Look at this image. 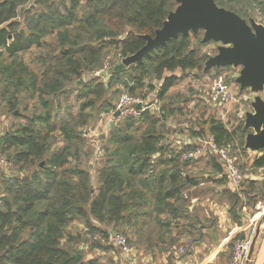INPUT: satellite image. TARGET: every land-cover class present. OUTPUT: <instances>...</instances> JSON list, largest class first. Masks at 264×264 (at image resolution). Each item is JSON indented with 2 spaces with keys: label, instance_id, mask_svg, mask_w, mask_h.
<instances>
[{
  "label": "trees",
  "instance_id": "obj_1",
  "mask_svg": "<svg viewBox=\"0 0 264 264\" xmlns=\"http://www.w3.org/2000/svg\"><path fill=\"white\" fill-rule=\"evenodd\" d=\"M25 1L0 0L3 94H9L7 102L10 103L20 89L31 91L33 95L37 93V100L46 113L32 116L20 128L0 137L1 151L15 150L14 165L20 164V169L32 164L39 167L29 175L2 182L0 264H104L98 258L83 261L78 253L64 248V231L75 220H82L90 232L98 230L91 219L98 223L124 222L129 227H136L134 232L126 230L128 239L129 236L133 239L134 235L137 237L138 226L153 224L164 236L171 224H176L175 220L180 218L182 210L186 211V206L180 208L174 202L180 201L183 189L198 185V181L181 174L187 162L180 163V152L169 151L170 144H162L163 135L157 123L164 110L169 115L180 109L161 106L159 117H155L147 107L136 118L126 117L121 124L124 128L115 130L104 148L107 160L94 174L90 168L77 164V152L71 153L76 137L71 121L59 119L58 125L53 126L52 116L47 112L50 106L44 95L64 93L67 83L79 78L90 65L98 64L105 47L113 46L121 57L135 53L145 43L139 35H153L176 3L174 0H67L68 4L61 2L52 6L50 0H34L40 9L21 13ZM257 1L215 0L218 6L238 15L233 7L245 3L251 8ZM44 9H48L47 12ZM77 9L81 11L79 15ZM22 14L29 24L25 29H18L20 22L17 19ZM54 31L57 52L51 54V59L55 60L49 64L44 61L38 77L18 55L37 46L43 36ZM201 33L190 32L188 36L180 34L170 39L165 46L125 70L113 71L107 85L98 83L94 88L88 85L87 94L101 97L106 86L114 82L123 86L128 94L141 99L155 90V99L161 102L187 71L200 70L204 59L199 49L205 44L199 38ZM143 88L147 89L145 93ZM145 105L149 106V103ZM94 106L95 100H87L79 109L83 111ZM109 107L107 101L101 112ZM84 121L79 123L83 125ZM37 123L46 126L45 133L35 126ZM207 125L208 134L218 147H232L235 132L213 118ZM55 130L62 138V147L49 153L47 141ZM239 149L246 151L242 142ZM206 156L220 179L229 183L230 178L218 157ZM251 166L264 168V152L253 158ZM247 185L251 195L256 197L250 198L252 202L259 201L257 196H262L260 200L264 202V183L257 192H254L255 182L249 180L246 184L241 180L236 187L229 186L228 190L238 187V191L229 190V214L238 225L242 221V208L246 206L242 199L252 197L246 191ZM25 232H28L27 236ZM169 244L167 246L171 248Z\"/></svg>",
  "mask_w": 264,
  "mask_h": 264
},
{
  "label": "rangeland",
  "instance_id": "obj_2",
  "mask_svg": "<svg viewBox=\"0 0 264 264\" xmlns=\"http://www.w3.org/2000/svg\"><path fill=\"white\" fill-rule=\"evenodd\" d=\"M245 2V0H241ZM52 6L59 5L61 2L68 4L67 0H50ZM33 6V7H32ZM176 6V5H175ZM174 6V8H175ZM62 7V6H61ZM60 7V8H61ZM40 7L35 4L34 0H26L21 6L20 10L23 13L25 10L32 11ZM235 11L241 15L242 18L248 20L253 18L254 20L260 18L264 20V0H258L253 4V7L249 8L245 3L238 4L233 7ZM48 9H44L47 12ZM79 10V9H77ZM81 13H77L78 15ZM32 14V12H30ZM23 14L17 20L20 22L18 29H25L27 24L26 20H23ZM202 38V33L199 36ZM55 31L41 38V41L37 46H32L27 51H24L18 55L25 65L30 70L35 72L38 77L43 69V63L49 64L54 62L55 59H51V54H55ZM217 43L208 42L200 47V56L204 59L199 71H187L181 80H179L169 91L164 100L161 102L156 100V91H151L146 94V98L141 99L140 96H134L137 99L142 100L145 104L149 103V109L152 110L155 117H159L160 107L165 108H178L180 111L167 115L164 113L157 123V128L162 131L163 142L170 144L168 150H175L180 152L179 162H187L182 168L181 174L187 175L190 178H194L198 182L201 181L206 184H199V189L208 188L212 191L223 193L224 198L229 201V192L238 191V187L235 189H229V185L226 181L220 179V174H217L215 168L212 166V162L208 160L207 156H212L206 152L195 153L198 136L205 138L208 136V125L207 121L210 118L220 120L224 123L227 129L235 132L233 135L232 147L229 149L230 154L235 159L236 167L241 175V180H245V184L250 178H254L261 173L262 178L264 177V171H257L251 166L252 159L256 156V153L249 151L241 152L239 146L242 142L244 143L245 133L242 131L244 124V114L247 111H251L250 102L253 100L255 95H262V93L255 94L249 89L240 90L239 85L235 83V78L238 76L239 67H224L220 69H210L208 72L203 73V64L205 60L213 56L216 53ZM118 50L113 46L105 47L103 50L100 61L98 64L90 65L84 69L79 78L74 81L67 83L65 92L55 95H44V98L49 103V109L47 112L52 116L53 126L58 125L59 119L65 121H71L73 132L75 134V140L71 145V153L77 152L76 160L79 167L90 168L94 171V174L98 168L102 165L104 160H107L104 148L109 144V140L114 134L115 130L119 127L124 128V116H120L116 110V106L119 103L122 94L127 93L125 89L119 83L112 82L106 89H104L101 97L87 94L88 85L92 88L98 83L106 84L110 80V75L113 72V68L117 65L123 57H118ZM108 62V63H107ZM106 63L108 65L105 68ZM99 72V74H96ZM115 72V71H114ZM179 75V74H177ZM220 78L229 87L233 98L232 100L222 106H215L209 101V90L211 83L214 79ZM155 87H158V83L152 80ZM151 82V83H152ZM4 83L3 78L0 77V137L7 131H13L20 128L23 124L34 115L45 114L46 111L39 103L37 93L34 95L31 91L18 90L15 97L10 103L7 102L9 94H3ZM147 89L143 88L142 92H146ZM128 94V93H127ZM130 95V94H129ZM92 98V99H91ZM87 100H95V106L92 108H85L83 111L79 109L80 105ZM110 102V107L107 111L101 112L103 104ZM117 115H115V113ZM85 120L84 124L81 125L79 122ZM163 125V128L160 127ZM145 126V124H143ZM36 127H40L42 132L45 133L47 128L44 125L36 124ZM52 126V125H51ZM49 150L53 152L62 147V138L58 131L55 130L50 134L48 139ZM75 144V146H74ZM180 145H185L186 148H182ZM199 145H202L199 142ZM14 149L1 151L0 155L4 158V165L0 166V198L3 194L2 182L7 178L23 177L29 175L31 172L38 170L37 164L24 166L18 168L19 165L13 163ZM46 154H49V153ZM188 152H194L191 158H184ZM43 165V162L40 163ZM220 179V180H219ZM216 180V181H215ZM205 181V182H204ZM219 182V183H218ZM221 183V184H220ZM96 184V177H95ZM262 182L255 183V190L257 192ZM246 191L250 192L248 199H242V204L246 205L241 213L242 220H250L251 231L249 238L254 237L256 230L260 225L264 227V202L261 201L262 196H257L255 204L252 200L256 197L250 191L248 185ZM252 200H251V199ZM190 201L189 194L186 188L182 190L181 198L179 202L174 204L180 208L188 205ZM254 204V205H253ZM253 205V206H252ZM251 207V208H248ZM185 216L184 210L181 212ZM254 217L255 220H252ZM173 221V220H172ZM98 230L90 232L88 231L85 223L82 220H75L66 227L64 231V237L62 239V246L69 249L72 253H78V257L81 256L83 261L90 258H98L104 264H124V256L121 250L117 248L111 241L112 234H120L127 236L126 230L134 232L136 227H129L124 222L114 223H98L94 219L90 221ZM146 234L149 236L152 233L150 224H147ZM136 234V233H135ZM28 232H25V236ZM128 239L132 246L133 252L137 251V240L139 237L131 236ZM242 237V236H241ZM247 238V239H249ZM243 239V237L241 238ZM239 238V240H241ZM167 251L168 247L165 246ZM160 252V251H159ZM258 264V263H255Z\"/></svg>",
  "mask_w": 264,
  "mask_h": 264
},
{
  "label": "water",
  "instance_id": "obj_3",
  "mask_svg": "<svg viewBox=\"0 0 264 264\" xmlns=\"http://www.w3.org/2000/svg\"><path fill=\"white\" fill-rule=\"evenodd\" d=\"M174 1L176 6L167 14L161 27L155 29L153 35H139L144 45L135 53L123 57L113 71L125 70L180 34L188 36L190 32H202L201 43H217L216 53L203 64V73L212 68L239 67L235 83L240 90L262 93L261 96L255 95L250 102L251 111L244 114L242 131L245 133V150L264 152V25L253 18L245 20L235 12L218 6L215 0ZM259 232L260 225L255 237ZM255 237L251 240L249 259Z\"/></svg>",
  "mask_w": 264,
  "mask_h": 264
},
{
  "label": "crops",
  "instance_id": "obj_4",
  "mask_svg": "<svg viewBox=\"0 0 264 264\" xmlns=\"http://www.w3.org/2000/svg\"><path fill=\"white\" fill-rule=\"evenodd\" d=\"M256 170L264 171V168ZM249 181L264 183V177L260 173ZM199 184L206 183L199 181L198 185L186 188L190 201L185 216L180 214L176 224H171L164 236L153 224H150L152 233L149 236L145 232L147 225L138 226L137 251L133 253L139 264H229L234 243L239 238H249L251 219L236 224L229 214L230 203L223 193L208 188L201 190ZM227 184L236 187L231 179ZM168 244L172 247L167 251L165 246ZM255 263L264 264V227L255 237L250 264Z\"/></svg>",
  "mask_w": 264,
  "mask_h": 264
},
{
  "label": "built area",
  "instance_id": "obj_5",
  "mask_svg": "<svg viewBox=\"0 0 264 264\" xmlns=\"http://www.w3.org/2000/svg\"><path fill=\"white\" fill-rule=\"evenodd\" d=\"M255 21L264 25V20H261L260 18L255 19ZM118 57H121V55L118 54ZM107 63L105 68L108 67ZM96 74H99V72H97ZM232 98L233 95L229 87L226 83H224L222 79L216 78L212 81L209 90V101L212 104H214L216 107L226 105L232 100ZM138 105L139 108L137 107ZM147 107L149 106H146L142 100L124 93L120 97L119 103L116 106V110L119 112V115L124 116V118H136ZM196 140L197 145L196 149L194 150L196 154L206 152V154L209 153L217 156L229 178L235 184L241 182V175L238 171V168L236 167L235 159L229 152V149L231 148L218 147L213 137L209 134L205 138H201V136H198ZM199 142L202 145H199ZM194 152L186 153L184 158H191L192 155H195ZM4 163L5 160L0 155V166L4 165ZM111 241L117 248H119V250H121L123 256H125L124 264H139L135 259L132 246L128 242L126 236L114 233L111 235ZM250 244V238L236 241L233 245V251L229 264H250L251 259H249L248 257Z\"/></svg>",
  "mask_w": 264,
  "mask_h": 264
}]
</instances>
